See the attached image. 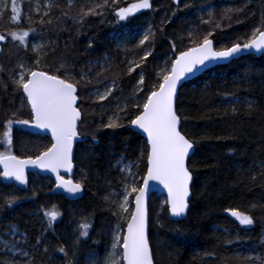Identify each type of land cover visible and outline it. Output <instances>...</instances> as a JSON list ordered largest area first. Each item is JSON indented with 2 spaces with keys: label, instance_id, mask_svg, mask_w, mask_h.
Segmentation results:
<instances>
[{
  "label": "trees",
  "instance_id": "obj_1",
  "mask_svg": "<svg viewBox=\"0 0 264 264\" xmlns=\"http://www.w3.org/2000/svg\"><path fill=\"white\" fill-rule=\"evenodd\" d=\"M49 1L53 6L41 4L38 14L25 0H16L19 25L10 23L11 8L0 16V33L7 37L0 52V135L9 120L30 119V108L13 78H17L20 64L37 67V53L30 41H42L41 70L79 82L77 104L84 122L78 128L85 139L75 145L72 179L80 181L91 169L90 178L84 181L81 197L68 200L54 191L51 179L35 173L28 174V184L21 187L0 176V236L8 224L16 226L25 236L23 250L30 252L28 257L31 261L34 258L35 264H86L89 256L103 259L111 245L109 233L116 218L103 196L106 179L117 186L121 175L114 166L117 160L127 158L138 163L141 175L146 171V157L141 158L146 141L131 130L125 114L112 104L120 101L129 113L137 111L133 105L137 88H144L138 97L143 98L158 83L157 75L170 66L175 54L202 42L209 32L215 49L246 42L256 28L264 29V0H150V9L124 21L116 17L114 9L130 0H110L109 7L96 8L100 14L83 17L81 8L87 11L103 0H73L71 4L67 0ZM44 11L49 16L43 19L50 23L38 22ZM147 22L152 23L154 36L136 50L140 55L148 50L151 55L146 61H141V56L131 61L132 49L118 47L115 37ZM29 27L35 32L27 38V48L8 36L9 31ZM134 63L142 66L129 73ZM141 73L144 85L137 84ZM81 74L86 78L81 79ZM113 82L115 87L108 99L97 101L94 90L111 87ZM101 103L106 108H101ZM176 107L182 134L194 143L187 162L193 177L191 198L186 217L173 221L165 210L164 197L156 193L150 196L148 235L154 264H261L264 54L242 56L184 83ZM110 112L122 117L120 127H103L109 122ZM12 131V151L21 158L34 156L37 147L50 141L47 136L22 129ZM8 193L17 197L11 208L4 204L5 198H10ZM53 205L60 213L57 220L51 226L44 220L41 223L43 211ZM231 210L250 215L253 223L242 226L231 216ZM83 217L92 225L87 237L77 235ZM37 239L41 245L36 244ZM60 246L65 247L67 255L58 251ZM44 248H48L47 253ZM8 258L0 251V264Z\"/></svg>",
  "mask_w": 264,
  "mask_h": 264
},
{
  "label": "snow or ice",
  "instance_id": "obj_2",
  "mask_svg": "<svg viewBox=\"0 0 264 264\" xmlns=\"http://www.w3.org/2000/svg\"><path fill=\"white\" fill-rule=\"evenodd\" d=\"M116 3L117 0H111ZM179 3V0H174ZM53 5H45L51 8ZM110 6V0H103V3L90 7L85 11L81 8L82 17L90 14H100L96 8H107ZM152 4L150 0H137L126 7L114 9L116 17L120 21L127 20L129 16L134 15L142 9H150ZM39 14V7H37ZM10 23L19 25L21 16L17 10L15 0L12 2ZM67 15V13H64ZM2 16V13H0ZM49 16L48 11L41 15L39 23H50L43 17ZM81 17V18H82ZM30 19V17H29ZM207 23V21H205ZM35 29L29 27L27 30L17 28L9 31L8 36L12 41H17L20 46L27 48L28 37L34 33ZM212 33L209 32L208 36ZM191 36L192 34L189 33ZM150 36L154 33L149 29L142 34L139 40V46H144L149 42ZM204 36L202 42L194 43V46L187 50L180 51L179 55L172 60L170 67L161 70L157 75V81L152 90L143 98H138L139 93L144 91L143 87H138L136 97L133 101L137 111L129 113L127 106L119 108V112L125 114L124 118L136 130L146 134L147 140L145 148L141 153V158L146 157V172L140 174L139 164L127 161V158L117 160L121 173L116 181L117 186H113V181L105 180L107 186L103 196L111 215L116 218L114 227L110 230L111 247L106 252L103 259H93L89 264H154V257L150 247L148 235V204L147 197L150 189V182L162 185L167 191L165 204L166 211L173 217H181L186 214L188 209V197L190 195V183L192 174L186 164L190 151L194 148V143L186 138L180 129L181 116L176 107L177 87L179 82L189 74L206 68L208 63L214 61H225L234 57L236 54L245 50H264V29L256 28L251 37L243 44L237 42L229 47L216 50L213 47V41ZM7 37L0 34V41H5ZM42 45H34L33 51L37 53L35 60L36 68L27 67L24 64L19 65L17 73L18 78L14 77L13 82L22 90L27 98V104L30 105V119L9 120L8 124L0 135V144L4 145L5 151L0 152V176L5 180H14L19 185H27L28 179L26 169L29 167L49 172L55 175L56 188L69 196L76 197L84 190V181L90 178V171L82 174L80 181L74 182L71 178H64L61 170L71 173L74 167V141L81 135L78 125L84 121L82 112L78 107V87L79 82L74 77L61 76L55 73L41 70L42 61L40 56ZM173 44V51H175ZM151 55L150 51L145 52L141 61H146ZM142 66L141 63H134L129 67V73L135 72ZM138 85H144L143 74H138ZM85 74H81V79H85ZM115 82L111 87L106 86L105 90L95 89L96 100L102 102L112 94ZM235 111V109H233ZM122 119L118 114L109 117V122L103 127L117 128ZM18 124L27 126L46 133H50V141L42 147H37V153L34 156L21 158L13 153V131L12 125ZM95 141V137L92 138ZM87 154V149L84 150ZM133 169H136L134 172ZM99 179V177H97ZM4 204L11 208L17 201L13 193H8ZM130 197L132 199L130 200ZM231 216L235 217L242 225H251L253 218L243 212L231 210ZM60 213L55 205L51 209L43 211V216L47 218L49 226L58 218ZM91 223L87 217L82 218L78 224V236L87 237L88 229ZM17 227L8 224L4 236L8 233L15 236ZM26 243V241L24 242ZM37 245L42 241L37 239ZM4 245L8 251L20 247L19 254L28 257L30 252L23 250V244L19 241H8L4 239ZM10 245V246H9ZM122 249V251H121ZM60 253L67 255L63 246L58 248ZM48 252V248H44ZM3 264H29L28 260L17 261L14 258L5 259ZM31 264H35L33 258ZM264 264V261H261Z\"/></svg>",
  "mask_w": 264,
  "mask_h": 264
},
{
  "label": "rangeland",
  "instance_id": "obj_3",
  "mask_svg": "<svg viewBox=\"0 0 264 264\" xmlns=\"http://www.w3.org/2000/svg\"><path fill=\"white\" fill-rule=\"evenodd\" d=\"M25 1L34 10H36L37 7L40 8L41 4L48 5L50 3L49 0H25ZM130 1L131 2H129L128 4H124V6H122V7H126V6L130 5L131 3L137 2V0H130ZM12 2H13V0H0V13H3L8 8H12ZM67 2L69 4H71L73 2V0H67ZM15 3H16V0H15ZM19 4H20V1H19ZM17 5L18 4L16 3V6ZM149 29H150V27H147V26H137V27H135V29L133 31H130L129 29H126L124 31V33H122L121 35H117L115 37L118 47H120L121 49H124V47L127 46L128 48H131L132 50H135L138 47H142V46H139V40L142 38V34L148 32ZM41 43H42V41H30V44H31L32 48H33L34 45H40ZM147 51L148 50L142 51L141 55L138 54L136 51L135 52L133 51L134 53L130 54L129 59L131 61H134L139 56H142ZM161 65L164 66V62H162ZM17 78H18V76H17ZM105 88L106 87H102L100 90L103 91V90H105ZM121 104L122 103L120 101H117L116 103H114L112 105H113L114 109H117V108L123 107ZM100 105H101L100 106L101 108H106V105L104 103H101ZM114 114H117V113H111L110 112L108 117H111ZM7 124L8 123H6V126H7ZM21 127H22V125H18V124L14 123L12 125V130L13 129H21ZM0 146H1L0 152H4L5 151L4 145L0 144ZM133 171H134V169H133ZM130 199H131V197H130ZM233 218L236 221H238L235 217H233ZM40 220H41V223H43V224H44V222L46 224L48 222L47 218L44 217V216L42 218H40ZM43 220H44V222H43ZM242 226H247L248 227L249 225H242ZM4 239H7L10 242L19 241L20 243L24 244V242H25L24 234H22L20 231L17 230L16 233H15V236H13L11 233H8L6 237L4 236V234L2 236H0V251H1L2 254L8 255L9 256L8 259L14 258L17 261H24L25 259H27L29 264H31V259L29 257H24L23 255L19 254L21 252V248L20 247L14 248V249H12V251H8V249L4 245ZM110 247H111V245H110ZM110 247H109L108 251H110ZM93 259H94V256H89V258L86 261V264H89V261L93 260Z\"/></svg>",
  "mask_w": 264,
  "mask_h": 264
},
{
  "label": "water",
  "instance_id": "obj_4",
  "mask_svg": "<svg viewBox=\"0 0 264 264\" xmlns=\"http://www.w3.org/2000/svg\"><path fill=\"white\" fill-rule=\"evenodd\" d=\"M0 34H1V33H0ZM4 42H5V41H0V52H1V50H2L1 47H2V44H3ZM242 44H243V43H242ZM213 47H214V49H215L214 43H213ZM185 50H187V49H185ZM216 50H220V49H216ZM183 51H184V50H183ZM261 54H264V50L259 51V52H258V51H255V50H245V51H242L241 53L236 54L234 57L230 58L229 60L210 62V63H208V65H207L206 68H201L200 70L194 72V74H189L186 78L182 79V80L179 82L178 87H177V95H178V92H179L180 87H181L184 83L196 79L197 77H199V76H200L201 74H203L204 72H206V71H208V70H210V69H212V68H214V67H216V66L226 65V64H228L230 61L235 60V59H238V58H240V57H242V56H246V55L259 56V55H261ZM177 55H179V53H178ZM177 55H176V56H177ZM174 58H175V57H174ZM23 95H24V94H23ZM24 97H25V99H26V101H27L26 96H24ZM176 99H177V98H176ZM77 103H78V102H77ZM28 106H29V108H30V105H28ZM180 125H181V123H180ZM130 128H131V130H132L133 132L139 134V135H140L145 141L147 140L146 134H143V133H141L139 130L134 129L131 125H130ZM21 129H22L23 131L29 132V133H31V134L44 135V136H47V137L50 138V133H46V132H43V131H41V130H37V129H34V128H30V127H27V126H22ZM84 139H85V138L79 136V137L77 138V140L74 141V149H75V145H76V143H77V142H81V141H83ZM193 152H194V148H193V150L190 151V154H189L188 159L191 157V155L193 154ZM188 159H187V161H186V164H187V162H188ZM74 170H75V165H74L73 170H72L71 173H66V172H64L63 170H61V173H60V174H61L62 176H64V178H66V179H68V178H71V179H72V176H73V174H74ZM0 172H2V168H0ZM145 172H146V171H145ZM30 173H35V174H37V175L40 176V177H46V178L51 179V180L53 181V184H54V191H55L57 194L64 196V197H65L66 199H68V200H76V199H79V198L81 197V195H82V193H80L78 196H76V197H72V196L67 195L66 193H63L62 190L57 189V188H56V184H55V175L52 174V173H49V172H41V171L38 170V169H35V168H32V167H29L28 169H26V175H28V174H30ZM6 181H8V182H13V183L19 185V184H18L17 182H15L14 180H6ZM73 181H74V180H73ZM192 181H193V177H192V180H191V183H190V195H189V197H188V205H189V200H190V198H191V185H192ZM74 182H75V181H74ZM19 186H23V185H19ZM154 193L162 195V196L165 198V200H166V198H167V191L163 188L162 185H158V184H156L155 182H150V189H149V194H148V197H147V204H148V201H149L150 196H151L152 194H154ZM166 206H167V205H166ZM186 213H187V210H186ZM168 215H169V218H170L171 220H173V221L183 220V219L186 217V214H185L184 216H181V217H173V216H171L170 212H168ZM121 251H122V249H121Z\"/></svg>",
  "mask_w": 264,
  "mask_h": 264
},
{
  "label": "flooded vegetation",
  "instance_id": "obj_5",
  "mask_svg": "<svg viewBox=\"0 0 264 264\" xmlns=\"http://www.w3.org/2000/svg\"><path fill=\"white\" fill-rule=\"evenodd\" d=\"M142 10H144V9H142ZM142 10H140V11H142ZM140 11H138V12H140ZM143 26V25H142ZM145 26H147V27H150V29H151V31L152 32H154V29H153V27H152V23L151 22H147L146 24H145ZM125 31V30H124ZM140 47H138V48H136V49H139ZM131 50L132 51V53H134L135 51L138 53V51L137 50ZM134 51V52H133ZM141 53H142V51H141ZM179 53V52H178ZM178 53H176L175 54V56L178 54ZM174 56V57H175ZM174 59V58H173ZM172 62V61H171ZM170 65H171V63H170ZM170 67V66H169ZM11 183H13V182H11ZM17 185V184H16ZM19 186V185H18ZM21 187V186H20ZM53 189H54V184H53Z\"/></svg>",
  "mask_w": 264,
  "mask_h": 264
},
{
  "label": "bare ground",
  "instance_id": "obj_6",
  "mask_svg": "<svg viewBox=\"0 0 264 264\" xmlns=\"http://www.w3.org/2000/svg\"><path fill=\"white\" fill-rule=\"evenodd\" d=\"M23 93V92H22ZM38 176V175H37ZM3 178V177H2ZM65 198V197H64ZM165 199V198H164Z\"/></svg>",
  "mask_w": 264,
  "mask_h": 264
}]
</instances>
